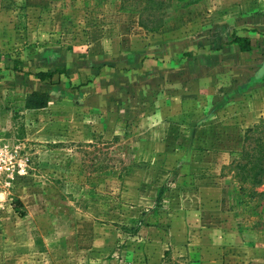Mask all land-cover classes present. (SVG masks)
Listing matches in <instances>:
<instances>
[{
    "label": "rangeland",
    "instance_id": "1",
    "mask_svg": "<svg viewBox=\"0 0 264 264\" xmlns=\"http://www.w3.org/2000/svg\"><path fill=\"white\" fill-rule=\"evenodd\" d=\"M237 5L264 36V0H0V264H264V38L215 97L116 65Z\"/></svg>",
    "mask_w": 264,
    "mask_h": 264
},
{
    "label": "crops",
    "instance_id": "2",
    "mask_svg": "<svg viewBox=\"0 0 264 264\" xmlns=\"http://www.w3.org/2000/svg\"><path fill=\"white\" fill-rule=\"evenodd\" d=\"M242 10L237 5L233 14L227 16L226 24L214 23L213 25V22L209 20L201 36L186 41L182 46L169 47L163 51L158 50L161 53L160 56H156L155 60L146 59V55L139 53L131 59L117 60L116 65L120 67L119 70L132 65L134 72L144 73L143 70L148 63L156 62L158 67H154L152 73L171 77L169 83L165 79L162 85H169L173 91L183 89L187 92L212 97L217 96L226 87L237 92V86L242 85L241 82L237 84L238 67L242 63L241 56L247 54L258 56L259 41L260 38H264L255 20L250 24H243L241 19L239 20L243 16ZM220 14L215 10L211 16L215 17ZM243 47L247 50L243 51ZM187 53L189 55L185 57ZM189 62L192 63L190 67ZM1 63L2 61L0 65Z\"/></svg>",
    "mask_w": 264,
    "mask_h": 264
},
{
    "label": "trees",
    "instance_id": "3",
    "mask_svg": "<svg viewBox=\"0 0 264 264\" xmlns=\"http://www.w3.org/2000/svg\"><path fill=\"white\" fill-rule=\"evenodd\" d=\"M239 41V40H237ZM247 48L243 47V51H246ZM1 69V68H0ZM3 71H6L4 69ZM34 76L40 82H47L52 80L56 75H66L65 70H55V71H48V70H40L34 74H30ZM88 84L83 85L86 87ZM48 105V94L46 92H35L32 96H30V100L28 101V108L30 109H43L46 108ZM260 155V153L258 154ZM257 156V155H256ZM254 158L251 156V159ZM261 162L259 166L250 167V165H242L240 166L241 170L246 172L248 175H251L252 171L257 170V175L255 177V183L257 185H261L264 183V154H262V158L260 159ZM264 195V192L261 193Z\"/></svg>",
    "mask_w": 264,
    "mask_h": 264
}]
</instances>
